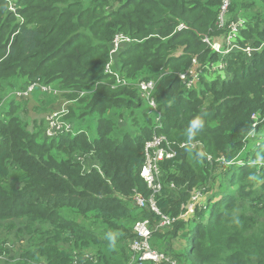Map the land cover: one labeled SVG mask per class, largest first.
<instances>
[{"label":"trees","instance_id":"obj_1","mask_svg":"<svg viewBox=\"0 0 264 264\" xmlns=\"http://www.w3.org/2000/svg\"><path fill=\"white\" fill-rule=\"evenodd\" d=\"M219 5L220 0H0V224L15 228L17 236L23 229L38 234L11 264H128L130 226L179 216L198 188L208 194L206 208L154 231L151 247L156 250L153 240L182 239L185 247L177 256L186 264H264V165H255L256 149L245 151L256 130L251 114L264 112V0H232L229 9L231 18L251 14L238 38L241 48L256 49L250 56L242 50L220 55L202 41L210 35L221 42ZM119 32L132 39L111 67L124 84L104 71ZM193 60L192 72L202 74L186 89L179 74ZM217 61L225 63V76L209 79L200 66ZM141 79L156 80L157 113L136 87ZM37 82L52 85L58 95L43 93L28 107L29 99L38 98L28 88ZM56 100L66 102L68 123L96 116V136L77 128L46 137L47 118L61 103L48 104ZM125 112L131 130H122L124 119L117 120ZM153 134L198 143L159 162L161 189L153 198L159 213L131 198L138 193L147 200L152 193L139 171ZM85 156L95 166L85 170ZM236 157L241 165L230 163ZM101 228L127 246L108 250L110 239L96 234ZM157 251L167 256V250ZM146 263L154 264H133Z\"/></svg>","mask_w":264,"mask_h":264},{"label":"built area","instance_id":"obj_2","mask_svg":"<svg viewBox=\"0 0 264 264\" xmlns=\"http://www.w3.org/2000/svg\"><path fill=\"white\" fill-rule=\"evenodd\" d=\"M232 0H220V5L218 9L216 27L224 31V46L225 48L222 49V45L219 42H212L209 36H204L203 41L211 47V49L218 53H228L235 48H239L237 41L239 37V32L241 29L246 27L247 20L244 18H237L227 23L226 15L229 12ZM13 6L12 4H10ZM10 6V10L14 11V8ZM132 41L130 37L126 34L121 32L116 33L112 39L111 48L109 51L110 60L105 65L104 71L105 73H113L112 65H113V56L117 53V51L125 44H128ZM244 52L250 55L254 49L249 48V46L245 47ZM214 65H211V67ZM219 67H224L221 63ZM116 76V82L118 84H124L125 81L121 80V77L118 73L114 72ZM198 73L192 71H185L184 73L180 74V79L183 81L184 85L187 88L192 87V83L194 80H197ZM35 86H39L42 90H46L48 92H53L54 94L57 91L52 90L49 87L41 86L38 84L31 85L28 90H32ZM156 86V81L153 79L144 80L141 79L137 82V89L141 91L144 98L147 101V105L150 110L157 113V106L155 100L153 98V91ZM67 113L65 107H61L48 116L47 120V128H46V136L54 137L59 133L69 131L72 128V124L66 122L64 120V116ZM160 116L156 117V121H159ZM189 142H182V143H175L170 142L168 139L163 135L153 134L151 139L145 142L144 145V153H143V160L142 165L140 167L139 174L142 179L145 181L147 187L151 190V194L144 200L138 193H134L131 195L133 202L139 206L144 207L145 204H149L151 209L155 212L159 213L157 210L155 203H154V195L159 193L161 189L160 183V170H159V162L164 159L174 158L177 155V149L183 147H192L194 144L195 146L198 144L189 143ZM210 157V156H208ZM203 197L201 190H193L192 196L190 201L184 206L185 211L183 215H188L194 213V205L198 203V201ZM176 220V218H170L167 215H161L159 221L154 225L151 226L147 220H137L133 227L134 236L129 244L131 256L129 259L128 264H133L135 262L143 263L147 261L157 262L160 258H166L164 254L154 250L150 245V239L152 233L158 229H165L171 226V224ZM163 263V262H161ZM160 264V263H156Z\"/></svg>","mask_w":264,"mask_h":264},{"label":"rangeland","instance_id":"obj_3","mask_svg":"<svg viewBox=\"0 0 264 264\" xmlns=\"http://www.w3.org/2000/svg\"><path fill=\"white\" fill-rule=\"evenodd\" d=\"M242 15H244L246 17H251V14L246 13V12H243ZM228 16L229 15L227 14L226 18H228ZM224 40L225 39L222 36V38L220 39L221 43H223ZM249 48H252V47H249ZM219 64L220 63H216V64H214V66H212L210 68L212 73H214V74L218 73L221 76L225 75V72L219 68ZM216 68H218V70H220V71L217 72L218 70H216ZM36 92H38L37 89L34 90V93H36ZM36 95L38 98L29 99L30 101H29L28 107H30L34 103L35 100L39 101L40 99H43V98H41V97H43L41 94L36 93ZM57 104H59V102L57 100L52 105L49 102L48 107L52 108ZM145 108H146V105L143 104L141 107H139L137 109L138 113L143 111ZM75 111H76L75 113H78L77 110H75ZM30 115L34 116V114L32 112L29 113V116ZM26 117L28 118V116H26ZM117 118H118L117 120L119 121V123L123 119L125 120V121L123 120L121 122L122 130L126 129V128H128V130H131V128L129 126L130 125V116H128V118H127L126 112H125V115L123 117H120L117 115ZM253 119L261 121L259 123V125L261 123L262 124L260 125L259 129H258L259 125H257L255 127L256 130L250 134L249 138L251 139V142L246 146L245 151H249V150L252 151L253 150V152H254V150L256 149V154H254V155L251 154L252 158L255 160V165L258 166L261 163H263V165H264V112L263 113L256 112V114L253 116ZM96 125H97L96 116L88 114V115H86V117L83 121H78L75 124L73 123V130L80 128L81 130L86 132L91 138H94L96 136ZM28 127L31 128V125ZM192 143H195V142H192ZM192 145H193L192 147L190 146V150L197 149V147L194 144H192ZM241 153L242 152H240L238 154V156ZM241 162H242V159H240L239 157H236L235 160L230 162V163H232V165H241ZM84 163H85V166H84L85 170L89 169L92 166H95V165H93L94 164L93 160L88 158L87 156L84 157ZM218 181H219V179H218ZM224 183L227 184V180H224ZM227 186H230V185L227 184ZM206 196H208V194H206ZM204 201H205V199L201 200L202 204L204 203ZM196 205H194V207H196ZM188 215H191V214H188ZM188 215L187 216L181 215L179 217V219L180 220H188V217H189ZM17 221H16L17 226L23 228L22 224L17 222ZM195 225H196V223L194 221H191L188 223V227L191 230L194 229ZM46 227H50V224L46 225ZM130 228H131V231L133 232V226H130ZM101 231L102 232H96V234L99 237H101L102 239H105L104 237H107L108 239H110L109 244L107 246L108 250L112 249V247H114V246H119L122 244H125L127 246V240H123L121 242L119 240L114 239L113 235L107 234L109 231L106 230L105 228H101ZM37 237H38V234L35 231L28 233L25 229L22 230L21 236H17L15 233V228L14 229H8L5 223L0 224V264H11V263L16 262L19 258H21L22 253H24L23 251L29 247V245L31 243V239H36ZM162 239L163 238H161L159 240H153V242L151 240L152 246H155L156 250L157 249L158 250H167V253H166L167 257L166 258H160L155 263L161 264V262H163L162 264H181V263L186 264L187 262H189V261L186 262L182 257L177 256L178 254L183 252V248L185 247V243L182 239H179V240L174 239L172 241V243L163 242ZM110 243H114V245H111ZM64 247H65V245H64ZM95 248H96V250H98V246H95ZM83 256L85 258H89V260H92V261L94 260V256L92 254H83ZM256 260H257V258H255L254 263L256 262Z\"/></svg>","mask_w":264,"mask_h":264},{"label":"clouds","instance_id":"obj_4","mask_svg":"<svg viewBox=\"0 0 264 264\" xmlns=\"http://www.w3.org/2000/svg\"><path fill=\"white\" fill-rule=\"evenodd\" d=\"M232 4V3H231ZM218 15V14H217ZM228 15H229V12H228ZM244 18V19H246L247 20V23H248V21H249V19H250V17H245V16H242V14L241 13H239V14H237V15H235L234 17H229L228 16V18H226V20H227V23L228 22H230V21H232V20H234V19H237V18ZM217 21V20H216ZM215 25H216V23H215ZM247 25V24H246ZM178 28H183V26H179ZM246 28V27H245ZM218 29V28H217ZM221 30V29H220ZM241 31V30H240ZM205 36H209L210 38H211V36L210 35H205ZM239 36H240V32H239ZM223 37H224V35H223ZM204 38V37H203ZM203 38H202V41H203ZM239 38V37H238ZM211 41H212V38H211ZM216 41V40H215ZM215 41H212V42H215ZM132 42V41H131ZM130 42V43H131ZM204 42V41H203ZM216 42H218V41H216ZM205 43V42H204ZM221 45H222V49H224L225 48V46H224V42L223 43H221V42H219ZM237 44H238V41H237ZM264 44V43H263ZM262 44V45H263ZM207 46H209V45H207ZM210 47V46H209ZM238 47L239 48H235V49H233V50H231V51H234V50H242V51H244L243 49L244 48H241L239 45H238ZM247 47V46H246ZM250 47V46H249ZM211 48V47H210ZM254 49V48H253ZM212 50V49H211ZM256 49H254V51H255ZM213 51V50H212ZM230 51V52H231ZM253 51V52H254ZM215 52V51H214ZM252 52V53H253ZM215 53H218V52H215ZM229 53V52H228ZM251 53V54H252ZM218 54H220V55H225V54H227V53H225V54H222V53H218ZM250 54V55H251ZM248 55V54H247ZM250 55H248V56H250ZM197 62L195 61V60H193V62H192V65L190 66V68L188 69V70H186V71H193L194 69H195V67H194V64H196ZM216 63H222L223 65H224V67H219L220 69H222L224 72H226V65H225V63L223 62V61H217V62H213V63H209V64H203V65H201L200 66V69L203 71L204 69H206V75H207V77L209 78V79H213L215 76H216V74H214V73H212V71H211V65H214V64H216ZM216 70H218V68H216ZM220 70H218L217 72H219ZM115 72V71H114ZM185 72V71H184ZM184 72H182V73H184ZM117 73V72H116ZM182 73H180V74H182ZM198 73V72H197ZM180 74H179V79H180ZM200 74H202V72H199L198 73V75H200ZM218 74V73H217ZM222 76H225V75H222ZM197 79H199V76H198V78ZM145 80V79H144ZM181 80V79H180ZM139 81V80H138ZM156 81V80H155ZM181 82L183 83V81L181 80ZM36 84H38V85H41V86H45V87H49V88H51L52 90H54L55 89V87H53L52 85H46V84H43V83H39V82H37ZM184 84V83H183ZM185 86V85H184ZM185 88L186 89H188L186 86H185ZM38 90V92H36L37 94H41V95H43V93H49V94H53L54 96H57L58 95V92L56 93V94H54L53 92H48V91H46V90H42L39 86H35V90ZM56 91V90H55ZM35 93V94H36ZM81 95H82V93H81ZM59 103H61V105H60V107L59 108H61L62 106L63 107H65L67 104H66V102H59ZM59 108H57V109H59ZM57 109H54L53 111H55V110H57ZM52 111V112H53ZM52 112H50V113H52ZM68 114V111H67V113L65 114V116ZM256 114V112L255 113H253V114H251V118L253 119V116ZM65 116H64V118H65ZM253 121H254V124H253V128H255L257 125H259V123L261 122V121H259V120H254L253 119ZM257 121V122H256ZM70 124H72V128L71 129H73V123H71L70 122ZM195 126V125H194ZM46 136V135H45ZM46 137H48V136H46ZM55 137V136H54ZM148 141V140H147ZM182 143V142H181ZM79 159H83V157H79ZM141 177V176H140ZM142 178V177H141ZM145 182V181H144ZM199 190H201V192H202V195H203V197H201V199L198 201V203H197V205H196V207H198V206H201L203 209H205L206 208V203H207V196H206V194H205V192H203V188H198ZM194 190H197V189H194ZM192 196V195H191ZM191 198V197H190ZM202 199H205V201H204V203L202 204V202H201V200ZM150 206V205H149ZM184 206H186V205H184ZM184 206H183V208H184ZM196 207H195V209H194V213H192L191 215H188L189 217H188V219H191L192 217H194V215H195V212H196ZM151 208V207H150ZM158 210V209H157ZM184 211H185V208H184ZM184 211L179 215V216H177V217H175L176 219H179V217L181 216V215H183V213H184ZM185 216H187V215H185ZM136 222V221H135ZM135 224V223H134ZM133 227H134V225H133ZM133 236H134V233H133ZM132 240V239H131ZM131 240L129 241V244H130V242H131ZM128 244V245H129ZM130 248V247H129ZM155 250V249H154ZM157 251V250H156ZM159 252V251H158ZM160 253H162V252H160ZM162 254H164V253H162ZM164 256L165 257H167L165 254H164ZM147 262H151V261H147ZM136 263V262H135ZM145 263V262H144ZM151 263H154V262H151ZM154 264H156V263H154Z\"/></svg>","mask_w":264,"mask_h":264}]
</instances>
